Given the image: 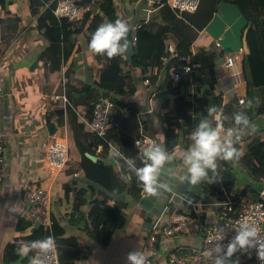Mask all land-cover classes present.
I'll return each instance as SVG.
<instances>
[{"label": "crops", "instance_id": "0c3cea01", "mask_svg": "<svg viewBox=\"0 0 264 264\" xmlns=\"http://www.w3.org/2000/svg\"><path fill=\"white\" fill-rule=\"evenodd\" d=\"M114 1L119 17L130 25L128 38L132 35V40H129L131 49L130 54L126 56L131 59L132 49L136 46L133 39L136 37L137 29L154 19L159 18L158 21H161V0ZM45 10L46 8L40 9L41 13ZM260 10L264 16V6L261 5ZM210 13L212 17L206 23L205 18ZM190 17L193 19L196 17L201 26L196 28L198 39L196 38L192 51L196 53L204 49L213 52V49H216V53H213L220 56L223 70H227L226 56L235 54L232 53L234 51L239 52L241 47H246V25L248 22H255L254 18L249 17L245 4L236 0H221L217 5L213 0H203L200 10ZM38 18L32 13V0H0V133L5 137L7 145V162L0 171V179L4 181L0 188V264H28V258L22 259L16 251L6 258L8 261L5 254L9 244L24 243L17 241L19 218L30 209L29 193L39 187L52 193L54 218L65 230L63 238L74 239L81 250L82 259L74 264H128L127 255L133 251L143 252L146 258L149 256L159 258L167 254L166 249L169 246L198 244L199 238L186 237L169 240L166 245L163 243L158 252H152L147 247L145 241L149 229L166 203L167 194L163 189L160 190L159 198L143 197L139 203H133L129 196L114 195L113 199L130 204L126 212L128 219L126 228L117 232L107 244L89 236L86 230L92 229L88 218L91 209L90 199L93 196L89 192L85 197L80 195L77 197V193L85 187H94L98 193L106 192L111 196L112 193L109 192L111 172L103 167V164H113L118 172H121V168L119 162L116 163L119 159L103 158L102 150H96L101 162L89 154L83 155L79 152L70 125L69 108L75 109L80 124L89 128L87 121L92 117L93 102L96 99H99L98 101L104 99L100 98L106 94L104 88L117 81L125 70H131L134 78L140 81L141 71L132 68L131 64L127 65V61L121 58L108 59L89 50L91 34L99 26L97 21L93 20L94 17L85 23L82 34L76 37L75 49L69 60L65 62L62 58L61 61L54 63V69L51 71V61L47 63L43 60V55L50 49L51 43L38 28ZM217 42L221 43V47L216 46ZM170 44L177 47L174 38L169 37L165 41L166 52ZM62 51L63 46H60L58 52L61 54ZM216 76V90L222 94L224 103L234 104L239 112H248L251 118L260 115L264 119V105L259 106L256 100L257 95L264 98V87L253 89L252 98H249L246 94L247 85L236 87L231 73L221 74L217 66ZM161 82L151 84L150 87L143 83L134 96L121 98L119 113L121 121L111 130L112 134L121 137L131 136L132 133L136 138L143 128L163 147L165 138L157 127L156 119L158 113L156 94L162 86ZM172 86L177 88L179 85L172 82ZM87 87L92 89L93 96H89L91 93L87 91ZM189 89L188 94L190 92L192 97L195 87L192 85ZM80 92L82 93L79 94ZM64 96L68 99L67 103L62 99ZM240 96L247 97L245 105L238 104ZM249 102L255 111L247 107ZM170 105L174 107V102L172 101ZM211 128L218 130L221 141L239 142L240 157L249 152L247 140L255 138L256 135H264L260 129L253 133L248 131V126L243 125L241 128L226 130L220 125V114L215 115ZM137 129L139 133L136 132ZM225 133L232 134L233 138ZM56 139H65L67 143L71 141L74 149L68 145L70 161L64 171L53 177L47 170L45 149L47 144ZM113 143L118 147L115 140ZM185 151L183 146H177L171 154V162L165 163L161 169L159 183L169 185L174 191L185 196L200 189L205 196L217 197L220 200L234 202L250 200L249 196L252 193L239 201L236 200L240 186L232 193L221 197L220 194L204 193L203 185L209 182L208 180L196 186L189 185L187 181L181 182L180 177L187 170L184 162L181 163ZM243 183L240 181L241 187ZM222 189L226 190L224 187ZM34 224L39 228L38 224ZM23 234L27 237L31 235V231H25ZM67 249H71L70 246H67Z\"/></svg>", "mask_w": 264, "mask_h": 264}, {"label": "trees", "instance_id": "16d2710c", "mask_svg": "<svg viewBox=\"0 0 264 264\" xmlns=\"http://www.w3.org/2000/svg\"><path fill=\"white\" fill-rule=\"evenodd\" d=\"M59 1L32 0V13L34 16L39 17L38 28L51 43L50 49L43 55L45 62L51 61V71L54 69V63L59 60L61 61L62 58L65 62L69 60L75 49L76 37L82 34L85 23L90 20L88 16L81 25H74L68 23L66 20L58 19L54 14V10ZM220 1L213 0V3L217 5ZM236 1L243 2L249 17L255 20V22H248L246 25L247 42L250 52L244 61V75L247 81L246 94L247 97L252 98L253 89L264 87V16L261 15L262 11L260 10V6H264V0ZM41 8H46V10L41 13ZM100 11L93 19L97 21L98 25L120 18L114 0H104ZM190 16L191 14H185L183 18H179L178 14L167 5L166 0H161V21H158L159 18H157L149 23L142 24L137 29L135 32L137 44L132 49L131 59L126 62L127 65L131 64L132 68L141 71V80H136L131 70H125L123 74L119 75L117 81L104 88L106 94L100 96V98L109 97L121 106V98L134 96L141 84L146 80H150L153 85L157 84L158 81H162V86H160L159 92L156 94V100L158 101L156 119L158 129L164 134L165 142L163 147L169 154L173 153L178 145L183 146L184 150L192 146V133L197 129L199 123L207 119L211 127L217 114H220V125L224 126L226 130L242 127V125L238 126L234 122L235 114L241 112H239L234 104L230 102L224 103L222 94L216 90V54L204 49L196 53L192 51L193 44L198 37L196 28L201 26H199L196 17L193 19ZM211 17L212 13L205 18V22L207 23ZM169 37H173L177 43V55L167 65H164L162 58L168 54L166 52L165 41ZM128 39L131 41L132 35ZM60 46H63L61 54L58 52ZM186 59H190L192 64L199 65V68L195 69L193 74H184L183 68L186 65ZM174 72L182 75L177 88L172 86ZM164 75L166 77L165 81ZM192 85L195 87V90L194 95L191 97V93L189 92L188 94V89ZM87 91L91 93L92 89L87 87ZM112 94L113 96H111ZM98 100H94V106L99 102ZM172 101L174 102V107L170 105ZM75 105L73 104V106ZM210 107H216L217 112L209 115L208 108ZM220 109H222V113ZM119 113L120 111L115 115V122L117 123L121 121ZM242 114L248 116L249 113L243 112ZM69 120L77 149L81 154L97 157L96 150L101 146L103 148V158L108 157V142L115 140L124 156L132 159L136 167L143 166V157L139 155L135 148V140L138 136L135 138L131 133V136L122 135L120 137L118 135L116 137L117 135L112 134V131H110L108 140L102 139L93 135L87 126L80 124L79 117L72 107L69 108ZM249 120L251 122L252 118H249ZM137 131L139 133V129ZM259 131L264 132V128ZM235 147L239 151L241 150L239 142L235 143ZM218 163L219 175L216 182L209 179V182L203 185L204 193L220 194L221 197H225V194L232 193L235 188L240 186L238 188V195L235 197L239 201L247 194L256 192L253 188L255 184L264 183L263 142L252 143L249 152L238 160L233 162L218 161ZM119 165L121 172L116 171L113 164H103V167L109 169L111 172V188L109 189L110 191L108 190L112 193L111 196L106 192L98 193L94 187H85L77 193V197L78 195L85 197L89 192L92 194L88 218L92 229L86 231L89 236L105 244L109 243L117 232L124 230L128 223L126 212L130 204L115 200L113 196H129L132 198L133 203H139L143 200L141 195L143 191L138 185L135 175L127 170V165L120 158ZM3 166L4 164H0V171L3 169ZM212 175L213 173L209 171L210 178ZM240 181L244 182L242 187ZM3 182L0 179V188ZM223 187L226 189L225 191L222 189ZM188 195L194 201H199L200 197H197L196 194L188 193ZM85 200L88 201L86 198ZM53 222V229L45 231L40 226L36 228L32 221L19 218L17 227L19 237L17 241L27 242L47 236H54L61 264H74L76 261L82 259L81 250L78 248L75 240L63 238L65 230L59 225L57 219L54 218V212ZM28 230L31 231V235L25 237L23 233ZM18 246L17 244H9L6 249L5 259L13 254ZM67 246H70L71 249H67ZM29 255L31 256L33 253H29ZM6 260L8 261V259ZM239 264H249V262L241 258L239 259Z\"/></svg>", "mask_w": 264, "mask_h": 264}, {"label": "built area", "instance_id": "2783aa9c", "mask_svg": "<svg viewBox=\"0 0 264 264\" xmlns=\"http://www.w3.org/2000/svg\"><path fill=\"white\" fill-rule=\"evenodd\" d=\"M104 0H60L54 10V14L60 20H66L74 25H81L89 16L93 18L100 13L101 5ZM203 0H166L167 5L175 11L180 18L185 14H195L201 7ZM137 38L133 39L136 45ZM221 47V43H216ZM168 54L162 58L164 65L177 55V49L170 44L167 49ZM248 47H241L239 52L226 56V68L230 70L231 77L236 87L247 85L244 75V61L248 55ZM128 61V56L117 57ZM186 65L183 68L184 74H193L199 65L192 64L190 59L185 60ZM175 71V69H173ZM182 75L174 72L173 83L178 85ZM146 87H150V80L144 82ZM62 99L67 103L68 99L64 96ZM246 97L240 96L239 105L246 104ZM121 110V106L109 98H104L97 102L92 109V117L87 121V125L93 135L108 140L110 131L117 127L115 115ZM179 130V128H177ZM247 140V147L254 142H263V136H254ZM139 141V143H137ZM159 144L155 137L148 135L143 128L140 135L135 140V148L139 155L143 157L144 149L151 143ZM109 143L108 159L114 160L119 157L111 156L110 153L117 151L119 148L112 142ZM177 149V147L175 148ZM99 150H103L100 146ZM69 147L65 139H56L54 142L47 144L45 149V161L49 173L56 177L66 168L69 159ZM122 153V152H121ZM172 154V153H171ZM100 159V158H99ZM7 162V145L5 137L0 133V164ZM184 157H181V163ZM164 190V189H163ZM196 190L199 201H194L185 195H180L176 191L166 192V203L160 215L149 229L146 238V245L152 252H158L161 247L166 245L169 240L177 238L194 237L199 238L200 242L191 246H169L167 254L163 257L149 256L147 264H213L210 257L206 255V250L212 249L217 243L225 246L236 235V228L241 223H254L260 229L264 236V192L259 194L256 200H242L234 202L232 200H220L205 196L202 192ZM142 197L148 198L144 192ZM191 203H188V201ZM28 201L31 207L25 211L21 218L38 224L45 231L53 229V199L52 193L48 189L39 187L32 190L28 195ZM221 229L223 232L221 233ZM223 239H219L220 236ZM211 240V242H209ZM20 242V241H19ZM57 245V244H56ZM241 258L246 259L250 264H264L258 258L256 248L240 249L231 258L233 261ZM46 264H61L58 246L54 253H51L46 260Z\"/></svg>", "mask_w": 264, "mask_h": 264}, {"label": "clouds", "instance_id": "9594fccd", "mask_svg": "<svg viewBox=\"0 0 264 264\" xmlns=\"http://www.w3.org/2000/svg\"><path fill=\"white\" fill-rule=\"evenodd\" d=\"M130 32L129 23L121 18L115 21L101 23L91 34L88 44L89 50L108 59L123 57L130 54L131 43L128 39ZM249 107L251 103L249 102ZM222 113V109H220ZM209 115L217 112L216 107L208 108ZM236 125L249 126V117L237 113L234 116ZM258 126L252 125V132L257 131ZM193 144L185 151L184 164L186 173L180 180L187 181L189 185L196 186L211 179L216 182L219 175L218 161L233 162L241 156L240 151L232 141H221L217 129H212L207 119L202 120L197 129L192 133ZM139 143V141H137ZM111 156L119 157L127 165V170L137 178L138 185L148 197L159 198L161 189L171 193L173 187L159 183L161 169L167 162H171L172 155L164 147L156 142H151L143 152L142 167H136L135 162L117 151L110 153ZM119 161H116L118 163ZM209 171L213 173L209 177ZM188 203H191L189 200ZM236 230V235L225 246L217 243L214 248L206 250V255L210 257L213 264H239V260L233 261L231 258L240 249L256 248L258 258L264 261V236L254 223H241ZM221 233L223 229L220 230ZM219 239H223L221 235ZM211 242V240H209ZM57 245L54 236H47L42 239L24 242L16 249L19 257L28 258V264H46L51 253L56 251ZM29 253L33 255L29 256ZM128 264H147V258L141 251H133L127 255Z\"/></svg>", "mask_w": 264, "mask_h": 264}, {"label": "rangeland", "instance_id": "374dc122", "mask_svg": "<svg viewBox=\"0 0 264 264\" xmlns=\"http://www.w3.org/2000/svg\"><path fill=\"white\" fill-rule=\"evenodd\" d=\"M215 51H216V49H213V52H215ZM232 53H236V51H234ZM217 66H218V69L220 70V73L221 74H229L230 73V70H228V69L227 70H223L224 69L223 68V62H222V60H221V58H220V56L218 54L216 55V68H215V70L217 69ZM244 87H243V89H244ZM262 99H264V98H261L258 95L256 96V100H258V105L259 106H263L264 105V100H262ZM247 107H249V105ZM251 109L253 111H255V108L253 107V105H251ZM248 117L251 119V115L250 114H248ZM252 125H257L258 126L257 129H262V127H264V119H263V117L260 116V115H258L255 118H252L251 123H250V126H248V131H252ZM225 134L227 136H229L230 138H233V135L232 134H230V133H225ZM68 145L71 146L74 149V146L72 145V142L71 141H69ZM79 155H80V153H79ZM69 159H70V153H69ZM259 194H260L259 192L252 193V194H250L249 199L256 200V199L259 198ZM166 199L167 198H165V201H166ZM158 202L160 203V201H158ZM135 207H133V208L135 209Z\"/></svg>", "mask_w": 264, "mask_h": 264}, {"label": "water", "instance_id": "95a60500", "mask_svg": "<svg viewBox=\"0 0 264 264\" xmlns=\"http://www.w3.org/2000/svg\"><path fill=\"white\" fill-rule=\"evenodd\" d=\"M245 44H246V46L248 47L247 35H246V39H245ZM249 52H250V50H249V48H248V53H249ZM93 159H95V160L101 162V161L98 159V157H94ZM253 188H254L255 191H257V192H259V193L264 192V184H255ZM30 207H31V204H30Z\"/></svg>", "mask_w": 264, "mask_h": 264}]
</instances>
